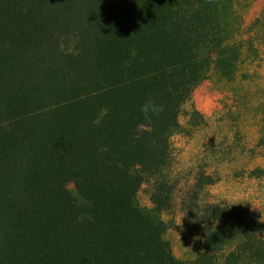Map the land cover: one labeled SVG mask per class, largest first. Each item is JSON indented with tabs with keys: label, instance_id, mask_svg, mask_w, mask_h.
<instances>
[{
	"label": "trees",
	"instance_id": "trees-1",
	"mask_svg": "<svg viewBox=\"0 0 264 264\" xmlns=\"http://www.w3.org/2000/svg\"><path fill=\"white\" fill-rule=\"evenodd\" d=\"M232 17L231 0H0V264H264L244 204L180 199L192 260L164 239L171 138L202 81L236 77Z\"/></svg>",
	"mask_w": 264,
	"mask_h": 264
},
{
	"label": "rangeland",
	"instance_id": "rangeland-1",
	"mask_svg": "<svg viewBox=\"0 0 264 264\" xmlns=\"http://www.w3.org/2000/svg\"><path fill=\"white\" fill-rule=\"evenodd\" d=\"M231 4L233 41L243 43L236 77L202 81L179 116L181 132L171 138L176 189L171 210L163 214L170 225L164 239L185 261L196 257L200 234L187 221L180 199L244 204L249 220L264 221V28L252 26L264 16V0ZM192 108L203 117L196 127L188 125ZM148 191L144 186L138 193L144 208L151 207Z\"/></svg>",
	"mask_w": 264,
	"mask_h": 264
},
{
	"label": "clouds",
	"instance_id": "clouds-1",
	"mask_svg": "<svg viewBox=\"0 0 264 264\" xmlns=\"http://www.w3.org/2000/svg\"><path fill=\"white\" fill-rule=\"evenodd\" d=\"M147 106L145 107V109H143V111H145V112H147ZM181 221H182V219H181ZM181 221H180V224H181ZM195 239V238H194Z\"/></svg>",
	"mask_w": 264,
	"mask_h": 264
}]
</instances>
